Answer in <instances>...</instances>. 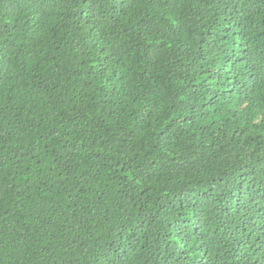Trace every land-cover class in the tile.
I'll list each match as a JSON object with an SVG mask.
<instances>
[{
    "label": "trees",
    "instance_id": "1",
    "mask_svg": "<svg viewBox=\"0 0 264 264\" xmlns=\"http://www.w3.org/2000/svg\"><path fill=\"white\" fill-rule=\"evenodd\" d=\"M0 264H264V0H0Z\"/></svg>",
    "mask_w": 264,
    "mask_h": 264
}]
</instances>
